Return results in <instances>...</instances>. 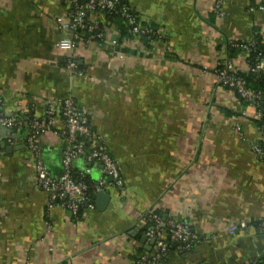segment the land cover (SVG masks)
Returning a JSON list of instances; mask_svg holds the SVG:
<instances>
[{"label": "crops", "instance_id": "crops-1", "mask_svg": "<svg viewBox=\"0 0 264 264\" xmlns=\"http://www.w3.org/2000/svg\"><path fill=\"white\" fill-rule=\"evenodd\" d=\"M127 2L154 31L153 41H121L117 26L101 16L105 38L79 43L86 76L71 77L62 68L66 54L56 47L55 24L69 0H0L6 112L23 106L41 117L43 100L71 93L120 162L125 182L123 194L109 193L105 208L93 199L94 209L84 207L74 219L46 206L27 149L7 154L0 162V264H135L154 252L140 220L151 206L202 238L194 251L168 254L159 264L264 259V233L253 223L264 219V159L251 149L259 136L255 108L218 84L214 73L228 41L250 40L255 27L264 36V12H249V0H224L222 16L215 0ZM234 65L245 68L242 59ZM40 147L45 166L58 175L60 136L44 134ZM86 165L98 180L100 164ZM236 221L253 227L229 235Z\"/></svg>", "mask_w": 264, "mask_h": 264}, {"label": "built area", "instance_id": "built-area-1", "mask_svg": "<svg viewBox=\"0 0 264 264\" xmlns=\"http://www.w3.org/2000/svg\"><path fill=\"white\" fill-rule=\"evenodd\" d=\"M74 10L68 9L55 17V24L61 34L56 43V47L66 54L63 71L69 76L85 77L86 69L77 67L78 54L76 52L79 43L92 42L80 39L75 33L77 28L83 27L85 18L90 20V30L98 29L101 15L95 12V8L113 9L118 0H88L84 4L79 0H69ZM253 5L248 7L249 12H264V0H251ZM224 0H215L214 11L218 16L223 15ZM122 15L127 19L130 26V32L135 42H139L142 34L153 33L154 31L144 24L141 17L135 15L138 13L131 5H124L121 9ZM104 34H100L102 37ZM250 41V40H247ZM224 69L216 73L218 84H228L235 86L242 97L247 100H256L260 98L259 93L247 90L244 82L240 78H233L229 75L230 70H234V65L227 58L223 57ZM257 70L264 71V62H259ZM44 112L41 117H34L31 121H26V116L30 114V109L23 106H16L10 112H6L4 101L0 91V162L7 156L4 149L8 146L22 144L31 158V165L35 182L39 189L46 195V206L50 209L60 207L69 210L72 218L78 219V212L83 207L94 209V203L88 200L85 193L86 186L75 181L71 176V168L81 156H86V160L95 161L101 166V176L95 186L94 194L97 192H120L125 190V182L121 175V164L111 155L106 148H100V140L95 132H92L88 126V120L79 111L75 99L71 93L66 94L61 100H43ZM260 116V114H256ZM62 118L64 121H62ZM61 122V124H59ZM10 129L11 132H3L2 129ZM19 133V138L14 137V131ZM25 129L26 134L21 135V130ZM258 131V130H257ZM49 132L58 134L62 141V170L58 175H52L44 166L40 158V138ZM259 132L258 138L251 144V149L255 156L264 159V137ZM82 133L93 140L95 149L88 154L83 143L76 142V134ZM3 134V136H2ZM87 154V155H86ZM85 174L90 173V168L85 169ZM141 222L145 225V235L150 241H153L154 252L151 256H142L135 264H159L163 258L169 254L171 242H177V249L187 250L190 247H198L201 243V235L190 230L189 226L181 220L169 219L166 222L161 214L157 212L155 206L147 208L141 216ZM253 227L250 222L236 221L228 227V234L233 235L237 230ZM258 230L264 233V219L256 225ZM248 264H264L263 259L252 258Z\"/></svg>", "mask_w": 264, "mask_h": 264}, {"label": "trees", "instance_id": "trees-1", "mask_svg": "<svg viewBox=\"0 0 264 264\" xmlns=\"http://www.w3.org/2000/svg\"><path fill=\"white\" fill-rule=\"evenodd\" d=\"M88 0H79L80 3L84 4ZM249 6L253 5L254 2L249 0ZM70 5V10H74L75 6L71 7V3L69 1L68 3ZM124 5H130L127 0H118L115 7L113 9H100L95 8V12L98 15L103 16L105 22H110L111 24H115L119 30V39L122 40H129L132 39L133 36L130 32V26L128 24L127 19L122 15L121 9ZM140 19V14L135 13ZM99 28L90 30V20L88 17L85 18V24L83 27L77 28L75 30V33H77L82 40L87 41H93V42H99L101 43L105 38V31L103 28V25L99 23ZM100 34H104L102 37H100ZM154 39V32L149 34H142L140 36L139 42L141 43H151ZM226 58L231 61L234 65V61L238 59H242V61L245 64V68L239 69L237 66L234 65V70H230L228 73L233 78H240L244 82V86L247 90H251L255 93L260 94V98L256 100H247L246 98L242 97L241 94L238 92L237 88L235 86H230L228 84H221L220 85L231 92L234 93L236 98L242 103V104H250L255 108V115L253 117V122L258 131L261 132L262 136L264 137V71L263 70H257L255 69L259 62H264V36L262 33L258 30V28H254L252 37L250 41L242 40V39H235L230 40L226 44ZM64 64V61L62 65ZM77 67L79 69H83V65L79 63V60H77ZM224 69V60H218V63L216 64L214 68V73H218L219 71ZM222 112L224 114H235L231 110H227L226 108H222ZM256 114H260V116H257ZM88 120V126L91 129L92 132L94 131V128L92 127L88 117L83 114ZM33 115L28 114L26 116V121L33 120ZM62 121L64 119L62 118ZM76 142L83 143V146L86 150V153L88 154L91 150L95 149L93 146V140L90 138V136H87L82 133L76 134ZM264 143V141L262 142ZM100 148H105L103 146V143H100L98 145ZM63 148V147H62ZM61 148V149H62ZM6 152V149H4ZM63 151V150H62ZM111 153V152H110ZM86 154V155H87ZM112 155V154H111ZM114 157V156H113ZM40 158L42 159V152H40ZM61 159H62V152H61ZM80 161V162H78ZM43 162V159H42ZM61 162V160H60ZM95 161H91L90 163H94ZM119 162V161H118ZM86 156L79 157V160L72 166L71 168V176L72 178L77 181L83 183L85 188V193L87 195L88 200H90L93 203V195L95 191V186L97 184V179L95 180L90 173H84L86 168H89L87 165ZM120 163V162H119ZM44 166L45 163L43 162ZM122 167V166H121ZM45 168L48 170V168L45 166ZM62 170V163L59 172ZM49 171V170H48ZM50 172V171H49ZM58 172V173H59ZM57 175V174H56ZM121 175H122V169H121ZM123 177V175H122ZM124 179V178H123ZM69 211V210H68ZM83 211V207L78 212V218L80 217L81 213ZM70 212V211H69ZM158 212V211H157ZM71 214V212H70ZM72 215V214H71ZM263 220V219H261ZM255 221V225H258V223L261 221ZM165 220L164 222H166ZM146 230V229H145ZM177 242H171L169 247V254L171 253H188L194 251L196 247L192 246L187 250H181L177 249ZM164 259V258H163ZM264 261V259H263Z\"/></svg>", "mask_w": 264, "mask_h": 264}, {"label": "water", "instance_id": "water-1", "mask_svg": "<svg viewBox=\"0 0 264 264\" xmlns=\"http://www.w3.org/2000/svg\"><path fill=\"white\" fill-rule=\"evenodd\" d=\"M12 131L15 132L14 133V137L16 139H18L19 138V133L15 129L12 130ZM3 132L9 133V132H11V130L4 128V129H2L1 133H3ZM22 148H24L23 145L19 144V145H16L14 147L13 146H8L6 148V150H7V153L10 154V153L14 152L15 150H20ZM93 199L96 201L97 207L99 209H103V208H105L108 205L109 200H110V195L108 193H106V192H97L96 194L93 195ZM151 242L153 243V241H151Z\"/></svg>", "mask_w": 264, "mask_h": 264}, {"label": "rangeland", "instance_id": "rangeland-1", "mask_svg": "<svg viewBox=\"0 0 264 264\" xmlns=\"http://www.w3.org/2000/svg\"><path fill=\"white\" fill-rule=\"evenodd\" d=\"M251 13H254V12H251ZM34 117V116H33Z\"/></svg>", "mask_w": 264, "mask_h": 264}]
</instances>
